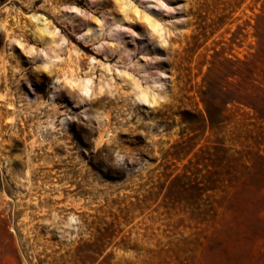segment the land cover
Segmentation results:
<instances>
[{
  "label": "rangeland",
  "instance_id": "obj_1",
  "mask_svg": "<svg viewBox=\"0 0 264 264\" xmlns=\"http://www.w3.org/2000/svg\"><path fill=\"white\" fill-rule=\"evenodd\" d=\"M0 264H264V0H0Z\"/></svg>",
  "mask_w": 264,
  "mask_h": 264
},
{
  "label": "bare ground",
  "instance_id": "obj_2",
  "mask_svg": "<svg viewBox=\"0 0 264 264\" xmlns=\"http://www.w3.org/2000/svg\"><path fill=\"white\" fill-rule=\"evenodd\" d=\"M36 2H39V0H34V3H36ZM57 2H58V1H57ZM57 2H56V3H57ZM54 4H55V2H54ZM61 4H62V3H61ZM55 5H56V4H55ZM29 8H30V7H29ZM53 8H54V7H53ZM53 8H52V9H53ZM55 9H56V8H55ZM55 9H54V10H55ZM123 10H124V9H123ZM124 11H125V10H124ZM31 20L33 21V24L36 23V22H37L36 24H38L39 21H40L41 19L32 16V17H31ZM41 22H42V21H41ZM14 23H15V22H14ZM43 23H44V22H43ZM33 24H32V25H33ZM39 24H40V23H39ZM23 25H24V24H23ZM40 25H41V24H40ZM45 25H46V24H45ZM46 26H47V25H46ZM36 27H37V26H36ZM35 29H36V28H35ZM45 29H46V28H45ZM45 29H44V27H42V28H38V30H40L41 33L44 32ZM36 31H37V30H36ZM39 34H40V33H39ZM40 35H41V34H40ZM40 35L38 36V38H39V37H42V38H43V37H45L47 34H46L45 36H44V34H43V36H40ZM42 38H40V39L42 40ZM43 39H44V38H43ZM11 42H13V43H17L16 40H12ZM18 44H19V43H18ZM44 64L46 65L47 62L44 63ZM45 65H44V68L46 67ZM84 83H85V84H84ZM84 83H83L82 85H83L84 89H87V88H88L89 80H85ZM8 107H9V108H12V107H11V104L8 105ZM104 136H105V135H104ZM30 169H31V168H30ZM36 197H37V196H36ZM55 197H56V196H55Z\"/></svg>",
  "mask_w": 264,
  "mask_h": 264
},
{
  "label": "trees",
  "instance_id": "obj_3",
  "mask_svg": "<svg viewBox=\"0 0 264 264\" xmlns=\"http://www.w3.org/2000/svg\"><path fill=\"white\" fill-rule=\"evenodd\" d=\"M207 115L209 116V118H210V115H209V113L207 112Z\"/></svg>",
  "mask_w": 264,
  "mask_h": 264
}]
</instances>
